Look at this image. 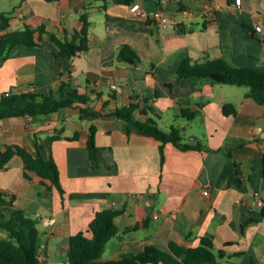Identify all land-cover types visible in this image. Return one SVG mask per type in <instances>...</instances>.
I'll return each instance as SVG.
<instances>
[{"label":"crops","instance_id":"obj_1","mask_svg":"<svg viewBox=\"0 0 264 264\" xmlns=\"http://www.w3.org/2000/svg\"><path fill=\"white\" fill-rule=\"evenodd\" d=\"M160 1L134 2L149 11L158 10ZM130 6L103 0H21L14 5L8 31L43 25L64 41L73 40L86 14L92 22L89 49L65 58L50 35L40 46L14 47L0 67V96L58 92L67 82L70 92L91 99L50 117L0 120V156L5 145L35 151V137L62 136L51 154L63 188L33 171L26 177L24 161L16 156L0 170V192L15 196L14 206L37 221L40 264H70L71 237L86 231L96 213L109 207L125 214L116 219L119 233L108 242L103 261L140 253L147 245L167 252L171 243L195 248L211 234L216 251L227 252L222 262L264 264V206L255 204L256 192L264 201V105L248 97L247 87L178 77L186 59L225 58L238 67L264 70V34L254 27L257 20L264 22V0H242L235 11L230 9L235 0H168L166 29L133 16ZM125 45L138 54L137 64L121 57ZM227 103L236 107L235 115L224 114ZM131 104L138 106L137 119L152 117L164 131L176 126L164 127V117L173 112L184 119V127L176 126L184 131V143L200 141L202 149L127 134L125 122L109 113ZM182 108L193 110L195 117L189 120ZM92 126L97 145L105 149L99 169L87 147ZM187 128L201 131L187 138ZM76 132L79 139L69 140ZM6 237L0 230V239Z\"/></svg>","mask_w":264,"mask_h":264},{"label":"trees","instance_id":"obj_2","mask_svg":"<svg viewBox=\"0 0 264 264\" xmlns=\"http://www.w3.org/2000/svg\"><path fill=\"white\" fill-rule=\"evenodd\" d=\"M49 2L58 0H46ZM105 3L112 1L119 4H132L135 0H103ZM0 67L8 53L18 45L29 47L40 46L44 36L50 35L51 40L58 46L59 54L71 59L78 52L89 49V33L92 22L84 14L81 18L82 27L74 35L73 40H62L56 34L48 32L45 26L24 28L8 31L10 17L0 13ZM121 57L131 64H137L139 56L129 45L123 46ZM180 79L209 80L212 84H225L249 88L248 97L258 104L264 105V70L250 67H238L225 58L194 62L186 59L178 69ZM71 84L63 82L58 92L50 91L48 94L15 93L0 98V120L14 117H24L27 114L33 117H50L65 108H72L76 104H88V95H78L70 92ZM138 106L131 104L110 111L125 122V132H136L146 136L155 137L163 144L172 143L182 149H202V143L197 141L193 145L184 143L183 130L172 126L169 131H164L157 121L150 117L140 121L135 117ZM154 111V110H151ZM84 113L85 109H81ZM144 112H146L144 110ZM182 115L192 120L195 112L189 108L181 109ZM227 116L235 115L237 109L233 104L223 106ZM147 113V112H146ZM90 137L87 143L91 158L97 169L106 161L104 148L96 143V127H90ZM62 139L60 134H54L46 139L35 137V151H28L24 147L12 144L5 145L0 156V170L7 169L10 161L20 156L24 161L25 176L33 171L42 179L50 181L52 186L61 192V178L58 166L51 154L52 144ZM69 140H78L76 132ZM50 151V152H49ZM15 196L0 192V230L7 237L0 239V264H40V231L36 220L28 217L25 212L14 206ZM125 214L124 209L109 207L96 213L86 231H81L71 237L69 263L70 264H230L222 262L228 257L223 249L216 251L213 235L207 234L201 238L200 245L195 248H185L175 243L170 244V251H164L154 245H147L140 253L125 252L119 259L103 261L108 242L119 233L116 219ZM249 264H256L251 262Z\"/></svg>","mask_w":264,"mask_h":264},{"label":"built area","instance_id":"obj_3","mask_svg":"<svg viewBox=\"0 0 264 264\" xmlns=\"http://www.w3.org/2000/svg\"><path fill=\"white\" fill-rule=\"evenodd\" d=\"M168 2V0H161L160 1V8L158 10H145L140 2H134L131 4L130 6V12L133 16L136 17H145L151 20H154L159 26L160 28L166 29L168 28L171 18L170 16L166 13V11L164 10L163 6ZM242 3V0H235V6H230L231 11H235L237 10V7H240ZM240 9V8H239ZM182 13L186 16L189 15V10L184 9L182 10ZM255 29L257 32L264 34V22L262 20H257L255 22L254 25ZM11 94V92H5L2 95L5 96H9ZM2 95L0 96V98L2 97ZM203 194L205 196V198L209 199V190L206 189L203 191ZM255 204L263 207L264 206V201L262 199L261 193L260 192H256L255 193ZM159 216H156V218H158Z\"/></svg>","mask_w":264,"mask_h":264},{"label":"rangeland","instance_id":"obj_4","mask_svg":"<svg viewBox=\"0 0 264 264\" xmlns=\"http://www.w3.org/2000/svg\"><path fill=\"white\" fill-rule=\"evenodd\" d=\"M13 3H15V4H13ZM20 3H21V0H0V12H6V16L14 17L15 9H16V7H14V5H19ZM73 112H75V111H73ZM70 120H72V119H70ZM76 121L80 122L79 118H77ZM164 124H167V126H164L166 129H169V126L172 124L176 125V126L181 125L182 127H184V119H182V118L176 119V117H174L173 112L170 111L168 113V115H166L164 117ZM187 129L188 130L185 132V136L187 138H190L192 133H195L197 131H201V128H195L194 130H192L193 128H187ZM183 134H184V131H183Z\"/></svg>","mask_w":264,"mask_h":264}]
</instances>
